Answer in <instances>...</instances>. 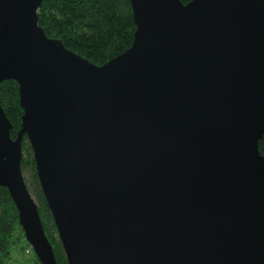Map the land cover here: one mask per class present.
<instances>
[{"label":"water","instance_id":"obj_1","mask_svg":"<svg viewBox=\"0 0 264 264\" xmlns=\"http://www.w3.org/2000/svg\"><path fill=\"white\" fill-rule=\"evenodd\" d=\"M0 0V187L57 264L21 170L25 136L67 264H264V0H129L132 44L96 65Z\"/></svg>","mask_w":264,"mask_h":264},{"label":"trees","instance_id":"obj_2","mask_svg":"<svg viewBox=\"0 0 264 264\" xmlns=\"http://www.w3.org/2000/svg\"><path fill=\"white\" fill-rule=\"evenodd\" d=\"M181 1L185 4L190 0ZM37 16L38 25L47 36L60 39L65 47L96 65H102L122 53L133 42L135 25L129 0H42L37 8ZM0 103L12 124L10 136L15 138L23 113L16 81L10 79L0 83ZM258 150L264 156V134L258 141ZM21 170L28 189L35 197L57 264H67L37 180L34 158L25 136L22 140ZM18 231L23 235L15 205L7 189L0 187V264H8L11 247L20 241L17 235L14 236ZM25 246L30 248L26 241ZM30 250L33 254L31 263L40 264Z\"/></svg>","mask_w":264,"mask_h":264},{"label":"rangeland","instance_id":"obj_3","mask_svg":"<svg viewBox=\"0 0 264 264\" xmlns=\"http://www.w3.org/2000/svg\"><path fill=\"white\" fill-rule=\"evenodd\" d=\"M27 187H28V185H27ZM29 191L35 200V197H34L33 193L31 192L30 188H29ZM16 235L19 237L20 241H17L11 247L10 256L7 260V263L8 264H32L31 261L33 259V254L31 253V250H30L31 247L29 248V247L25 246L26 240L24 238V235H21V233L19 231L16 232V234L14 236H16ZM22 246H25L26 248L24 247V249H22L21 248Z\"/></svg>","mask_w":264,"mask_h":264}]
</instances>
